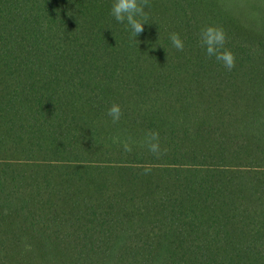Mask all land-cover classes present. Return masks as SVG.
I'll return each instance as SVG.
<instances>
[{"label":"trees","instance_id":"1","mask_svg":"<svg viewBox=\"0 0 264 264\" xmlns=\"http://www.w3.org/2000/svg\"><path fill=\"white\" fill-rule=\"evenodd\" d=\"M111 3L0 0V264H264V0Z\"/></svg>","mask_w":264,"mask_h":264},{"label":"clouds","instance_id":"2","mask_svg":"<svg viewBox=\"0 0 264 264\" xmlns=\"http://www.w3.org/2000/svg\"><path fill=\"white\" fill-rule=\"evenodd\" d=\"M146 7H150L149 0H112L110 15L118 23L124 24L131 37L136 40L135 38L144 31L143 25L148 20ZM226 39L222 26L206 25L198 33V44L204 49L206 57L214 58L226 70L231 71L236 66V58L234 53L225 46ZM169 40L177 51H183L184 43L179 33H169ZM106 114L111 117L113 123H117L122 116L120 105L112 103ZM112 140L113 143L121 145L126 153L132 151V145L135 143L131 137L121 139L117 136ZM139 146L146 148L157 159L166 152V149H161L159 132L155 130L146 131ZM145 171L147 172L148 169Z\"/></svg>","mask_w":264,"mask_h":264}]
</instances>
